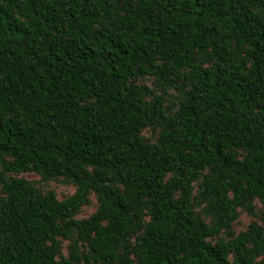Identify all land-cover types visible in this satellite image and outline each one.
<instances>
[{
  "label": "trees",
  "instance_id": "trees-1",
  "mask_svg": "<svg viewBox=\"0 0 264 264\" xmlns=\"http://www.w3.org/2000/svg\"><path fill=\"white\" fill-rule=\"evenodd\" d=\"M0 264H264V0H0Z\"/></svg>",
  "mask_w": 264,
  "mask_h": 264
},
{
  "label": "rangeland",
  "instance_id": "rangeland-1",
  "mask_svg": "<svg viewBox=\"0 0 264 264\" xmlns=\"http://www.w3.org/2000/svg\"><path fill=\"white\" fill-rule=\"evenodd\" d=\"M144 134L150 137L154 135L153 131L150 129L145 130ZM22 176L28 180L37 182V186L40 187L41 190L52 189L58 199H63L68 195L72 194L74 191V186L71 183L66 182L63 178H56L42 182L40 181L39 176L35 173H25ZM254 204L256 211L255 215H250L246 210L239 209L238 218L232 224V230L235 233L243 231L252 221H257L259 223V204L257 202H254ZM96 206L97 200L95 198V195L91 194L89 196V203L82 207L81 211L77 215V218L80 219L88 217L95 211Z\"/></svg>",
  "mask_w": 264,
  "mask_h": 264
}]
</instances>
